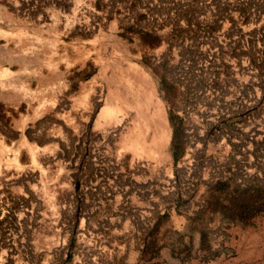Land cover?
<instances>
[{
    "label": "rangeland",
    "instance_id": "374dc122",
    "mask_svg": "<svg viewBox=\"0 0 264 264\" xmlns=\"http://www.w3.org/2000/svg\"><path fill=\"white\" fill-rule=\"evenodd\" d=\"M94 2L0 0V264H264L226 204L264 189V0ZM169 44L174 106L140 64Z\"/></svg>",
    "mask_w": 264,
    "mask_h": 264
},
{
    "label": "trees",
    "instance_id": "16d2710c",
    "mask_svg": "<svg viewBox=\"0 0 264 264\" xmlns=\"http://www.w3.org/2000/svg\"><path fill=\"white\" fill-rule=\"evenodd\" d=\"M99 0H95L94 7L96 10H103V7L99 6ZM179 17L174 21V27L176 21L178 22ZM202 28V32H208L213 28L212 22H206L202 24L199 28ZM199 29L189 30L191 38L196 37L199 32ZM122 32L120 33L121 37L136 35L140 45L147 49L153 50L161 44L160 37L154 35L147 29H134L132 26L122 27ZM173 33V30H172ZM129 39V38H128ZM171 47L169 44L165 52L160 56L161 61L157 64L150 63L145 55L140 59V64L150 70V73L158 78V92L162 93V100L168 104L174 106L173 100L178 97V86L175 81L170 79L167 74V70L170 67V62L173 61L171 56ZM257 53V52H255ZM234 58V57H233ZM181 95V93H180ZM166 119L171 131L170 142H169V153L172 159L173 165L183 157L184 155V131L185 126L183 119L176 115L173 108L168 107L166 111ZM222 186V185H221ZM223 190V189H222ZM225 190V189H224ZM231 197L229 196L226 200V204L229 206L231 211V216L236 218L241 223H246L248 220L264 214V189H252V190H243L241 192L234 191ZM166 215H162L160 219L165 218ZM159 220V219H158ZM156 229V225L154 226ZM155 241L153 239L148 242V245L145 247L143 253L148 252L149 256L153 258L157 252V247L154 245ZM206 249V242L204 236L200 235L199 241V250Z\"/></svg>",
    "mask_w": 264,
    "mask_h": 264
},
{
    "label": "crops",
    "instance_id": "0c3cea01",
    "mask_svg": "<svg viewBox=\"0 0 264 264\" xmlns=\"http://www.w3.org/2000/svg\"><path fill=\"white\" fill-rule=\"evenodd\" d=\"M23 116L21 115V117L20 118H22ZM21 122V121H20ZM19 123V119H17V120H14V124H18ZM28 122L27 121H25L24 123H22L21 125H14V126H16V128H19V126H21V127H23L25 124H27Z\"/></svg>",
    "mask_w": 264,
    "mask_h": 264
}]
</instances>
